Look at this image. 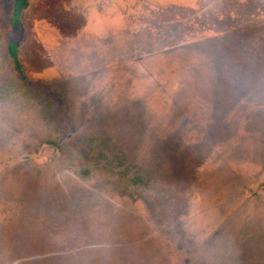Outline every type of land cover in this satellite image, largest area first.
<instances>
[{"label":"rangeland","instance_id":"374dc122","mask_svg":"<svg viewBox=\"0 0 264 264\" xmlns=\"http://www.w3.org/2000/svg\"><path fill=\"white\" fill-rule=\"evenodd\" d=\"M27 1L0 264H264V0Z\"/></svg>","mask_w":264,"mask_h":264},{"label":"flooded vegetation","instance_id":"af4514ba","mask_svg":"<svg viewBox=\"0 0 264 264\" xmlns=\"http://www.w3.org/2000/svg\"><path fill=\"white\" fill-rule=\"evenodd\" d=\"M2 3L4 7V10L2 11V15L4 17L3 18L0 17V27L2 29V33L0 34V37L2 35V37L5 38L7 43H11L10 40L12 39L13 32L16 31L18 28L22 27L23 28L22 41H25V29H24L25 25L20 24L19 22L15 26H13L11 22L14 19V15H15V18L19 17V19L23 21L26 13L29 12L30 7H28V1L27 0H2ZM6 4L9 6L8 8L5 7ZM18 14H20V16H18ZM37 85L38 84L32 85V86L37 87L38 90L42 94H45V97L52 98L54 100L55 107H56V113H58L60 117L61 111L63 109V104L61 103V99L60 98L58 99V96L56 93H54V91L50 90L49 88H46L47 86H42V85L37 86ZM27 86L29 87L31 85L27 84ZM62 114H63V111H62Z\"/></svg>","mask_w":264,"mask_h":264},{"label":"water","instance_id":"95a60500","mask_svg":"<svg viewBox=\"0 0 264 264\" xmlns=\"http://www.w3.org/2000/svg\"><path fill=\"white\" fill-rule=\"evenodd\" d=\"M22 32H23V28L22 27L18 28L16 31L13 32L12 39L10 41L17 45H20L23 38Z\"/></svg>","mask_w":264,"mask_h":264},{"label":"trees","instance_id":"16d2710c","mask_svg":"<svg viewBox=\"0 0 264 264\" xmlns=\"http://www.w3.org/2000/svg\"><path fill=\"white\" fill-rule=\"evenodd\" d=\"M34 83L38 85H42V86H48L52 84L51 82H44V81H39V80H34ZM54 83H57V82L54 81Z\"/></svg>","mask_w":264,"mask_h":264},{"label":"crops","instance_id":"0c3cea01","mask_svg":"<svg viewBox=\"0 0 264 264\" xmlns=\"http://www.w3.org/2000/svg\"><path fill=\"white\" fill-rule=\"evenodd\" d=\"M34 81V80H33ZM39 81H41V80H39Z\"/></svg>","mask_w":264,"mask_h":264}]
</instances>
